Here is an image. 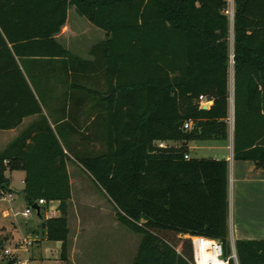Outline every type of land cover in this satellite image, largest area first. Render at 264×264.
<instances>
[{"label":"trees","instance_id":"obj_1","mask_svg":"<svg viewBox=\"0 0 264 264\" xmlns=\"http://www.w3.org/2000/svg\"><path fill=\"white\" fill-rule=\"evenodd\" d=\"M70 6L106 33L91 48H103L106 75L94 121L98 151L60 140L18 62L81 61L55 38ZM226 10L227 0H0V130L36 116L0 150V194L10 192L6 171L25 172L22 197L27 206L45 200L40 226L47 240L60 241L62 261L70 161L105 194L120 225L141 236L131 264H191L195 235L218 239L224 257L231 255L228 161L185 157L190 141L228 137ZM232 31L233 158L264 169V0H233ZM157 140L178 145L161 148ZM51 201L58 214L44 217ZM234 251L238 264H264V239H236Z\"/></svg>","mask_w":264,"mask_h":264},{"label":"crops","instance_id":"obj_2","mask_svg":"<svg viewBox=\"0 0 264 264\" xmlns=\"http://www.w3.org/2000/svg\"><path fill=\"white\" fill-rule=\"evenodd\" d=\"M55 38L73 57H78L81 61L71 58L65 64L59 58H23L18 60V62L23 67L24 74L34 92L37 93L39 91L43 96L42 111L47 116L52 128H58L60 140L68 142L72 149L82 153L94 150V147L99 144V140L95 138L98 125L94 121L98 116L97 111L102 109L104 105V101H99L98 99H103L107 93L103 48L95 49V53L91 52V48L104 42L106 33L85 17L80 16L75 11L74 6H70L67 10L66 22L60 31L55 34ZM35 117V115L25 117L20 125L7 129L11 134H4L5 139L1 149ZM232 143L233 124L230 133L228 128L226 140L190 141L187 145L189 157H192L190 155L191 150L210 149L214 151V155L209 156L210 158H225L228 161L227 194L229 210L227 223L229 237L232 241L231 246L234 248L236 239H264V169L257 167L251 160L234 159ZM172 144L178 145V142H172ZM64 151L67 152L65 148ZM70 157L72 156L70 155ZM71 166H76L79 170L81 168L75 162L70 161L67 164L71 185V197L68 200V207L71 205L76 207ZM13 171H18L21 175L22 187L19 192V198L20 201L25 202L22 197L25 172L23 170ZM7 173L8 171L5 172V175L9 180L10 192L7 193L8 197H5L6 192L1 193L0 199L9 202L15 199L12 195L15 190L11 187L12 180ZM98 190L100 192L99 195L94 192H87V197L83 201H78L81 205L87 206L88 209L90 208L89 210L95 211V209L99 208L100 212L106 211L104 208V203L106 202L113 210V206L105 194L100 189ZM98 196H101V200ZM57 205V201H51L44 210V217L57 215ZM68 207V256L65 261H62L59 257L60 241H51L58 251L55 259L60 261L61 264H92L91 250L94 238L100 232L99 218L96 217L95 219L93 217L94 214H89L85 218V216H79L76 213L75 218H73L75 226L73 230H70ZM2 215L15 217L11 209L2 210ZM109 216L111 217L112 225L119 229L120 223L116 220V217L113 214ZM11 223L14 227H8L11 224L0 227V250L2 248L13 249L14 247H19V240L24 236L21 228L16 227L12 220ZM25 236H30L34 239L28 246L29 252L27 251L28 253L26 254L30 259V264H47V262H44L46 256L43 251H47V255L49 254L48 243L50 240L46 239L42 230L40 232L33 226H27ZM183 236L186 237L188 235ZM6 243H9L10 246H5ZM22 252L23 249L19 248V253L21 254ZM109 253L110 255L104 258L106 264L111 262L120 264L121 259L119 257L111 261V255L117 256L115 251L114 253Z\"/></svg>","mask_w":264,"mask_h":264},{"label":"rangeland","instance_id":"obj_3","mask_svg":"<svg viewBox=\"0 0 264 264\" xmlns=\"http://www.w3.org/2000/svg\"><path fill=\"white\" fill-rule=\"evenodd\" d=\"M232 0H227V10L226 13L228 14L230 18V26H229V51H230V62H229V68H228V88L230 92V99H229V117H228V128L229 133L231 132L232 128V93H233V67H232V43H233V31H232V16L231 11L233 9L232 6ZM0 149L1 146L4 143L5 135H10V131L8 130H0ZM96 151L101 150L99 144H97L94 147ZM190 155L192 157H198V156H213L214 151L210 149H204V150H191ZM9 177H11V187L15 190L13 197L15 198L12 201L2 200L0 199V227L2 225L8 226V227H14L12 226L11 220L15 223L16 227H20L22 230V234L25 236L26 228L27 226H33L37 230L41 232V219L39 216L36 215V212L34 209H31V212L29 215H24L23 212L25 208L27 207L25 202L20 201L19 198V192L22 187V178L18 171H13L7 173ZM71 177H72V183H73V191L75 195V203L76 207H73L72 205L68 207V215L70 220V230H73L75 223L73 221V218H75L76 213L79 216H87L89 214H94L93 217H98L99 221L98 224L100 225V232L96 235V238H94L93 246H92V264H106L105 257L107 258L108 255H110L109 252H112L117 254L111 255V261L119 257L120 264H131L133 261V258L136 254L137 247L139 245L141 236L139 234H136L124 226L120 225V228L112 225L111 217L109 215H114V210H112L111 206L108 203H104L105 212H100L99 208L93 210H89L87 206L81 205L78 200H84L87 197V192H94L97 195H99V190L96 188L95 184L91 181V179L82 171L76 168V166H71ZM8 192H6L5 197H8ZM85 193V194H84ZM90 194V193H89ZM101 200V196H98ZM11 207V208H10ZM12 210L14 212L15 217L4 216L2 215V210ZM76 210V212H75ZM44 210L42 212V215L44 216ZM96 213V214H95ZM17 230V229H16ZM18 233V230H17ZM22 238V237H21ZM114 239V240H113ZM113 240V241H112ZM230 243L232 242L229 237ZM33 242V241H32ZM113 242V243H112ZM117 243V244H116ZM53 242L48 243V255L47 251H43V254H45L44 262L47 264H61L60 261L55 259V256L58 255V251L53 246ZM5 246H10L9 243H6ZM119 250V251H118ZM29 252V251H28ZM28 252H22L21 254L26 255ZM119 252V253H118ZM6 259H8V256H4V254L0 250V262H4ZM115 263V262H114ZM110 264H113L111 262Z\"/></svg>","mask_w":264,"mask_h":264},{"label":"built area","instance_id":"obj_4","mask_svg":"<svg viewBox=\"0 0 264 264\" xmlns=\"http://www.w3.org/2000/svg\"><path fill=\"white\" fill-rule=\"evenodd\" d=\"M233 15V10L231 11V16ZM200 104H204L205 102H210L206 99L204 95H199ZM233 116V115H232ZM233 120V119H232ZM191 126L190 121H185L183 124V128H189ZM171 142L157 140L155 141V145L157 147H167L171 145ZM188 158V155H185ZM40 206L45 203L44 199H38L36 201ZM32 206H27L23 212L24 215H29L31 212ZM192 245H193V258L191 264H229V258H232L235 264H238L237 257L232 247V253L228 257H224L223 248L221 242L216 239L205 235H195L191 237ZM34 239L30 236H23L19 240V247L10 248H2L1 252L4 256H8V258H14V264H30V259L25 255H21L19 253V248L23 249V252L28 251V246L32 243Z\"/></svg>","mask_w":264,"mask_h":264},{"label":"water","instance_id":"obj_5","mask_svg":"<svg viewBox=\"0 0 264 264\" xmlns=\"http://www.w3.org/2000/svg\"><path fill=\"white\" fill-rule=\"evenodd\" d=\"M210 104H211L210 102H205L204 104H202L201 107L206 109L210 106ZM31 206L35 210L36 214L39 215L40 214V205L38 203L34 202Z\"/></svg>","mask_w":264,"mask_h":264}]
</instances>
